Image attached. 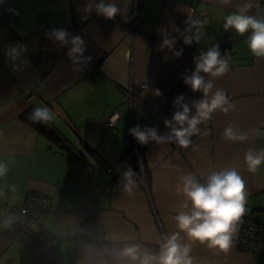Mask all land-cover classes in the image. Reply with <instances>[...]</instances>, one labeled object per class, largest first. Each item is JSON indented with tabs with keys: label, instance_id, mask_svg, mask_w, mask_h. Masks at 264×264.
<instances>
[{
	"label": "crops",
	"instance_id": "crops-1",
	"mask_svg": "<svg viewBox=\"0 0 264 264\" xmlns=\"http://www.w3.org/2000/svg\"><path fill=\"white\" fill-rule=\"evenodd\" d=\"M113 2L124 6L123 0ZM244 2L132 0L126 15L107 20L95 12L83 19L87 0H0V161L8 165L7 175L0 178V202L19 204L31 191L50 198L47 231L58 239V261L66 263L76 256L77 264H128L117 253L132 243L156 251L163 234L177 231L174 217L185 199L181 178L190 172L203 182L210 171L235 168L245 181V211L264 205V164L252 173L244 159L250 148L264 149V58L249 51V33L235 38L239 36L235 31L223 28V18ZM253 4L249 14L260 15V0ZM189 10L202 13L205 22L203 35L191 46L173 32V26L183 32ZM161 27L177 37L175 50L183 48L181 57L157 50ZM54 28L82 36L85 56H92V61L74 65L67 57L71 44L61 47L45 35ZM223 38L225 42L234 38L229 71L220 77L202 75L213 80V91L225 90L234 109L213 113L199 125L208 135L193 136L187 149L171 142L140 145L141 166L137 161L136 187L129 195L119 181L124 169L112 181L108 174L131 147L128 130L140 125L167 134L163 121L178 110L174 99L183 94L191 107L203 96L184 84L182 74L195 68L194 56ZM17 44L27 50H18L13 60L6 50ZM13 65L20 70L14 71ZM155 89L162 95L154 96ZM30 106L47 107L54 116L52 124L66 139L77 146L84 141L99 159L85 154L88 161H78L60 152L18 117ZM117 114L115 124L105 125ZM230 122L248 139L225 140L222 133ZM95 204L92 223L97 240L77 245L74 235L82 213ZM238 234L237 229L227 252L194 243L193 264H264V245L239 250ZM23 249L0 231V264H33L34 258Z\"/></svg>",
	"mask_w": 264,
	"mask_h": 264
},
{
	"label": "clouds",
	"instance_id": "clouds-1",
	"mask_svg": "<svg viewBox=\"0 0 264 264\" xmlns=\"http://www.w3.org/2000/svg\"><path fill=\"white\" fill-rule=\"evenodd\" d=\"M222 4H228L229 0H221ZM123 7L118 6L113 0H87L84 6L86 15L83 19H88L95 12L107 20H114L117 15H126L132 7V0H123ZM253 0H245L243 4L237 6L236 11L226 15L223 20L225 31L231 29L238 35L244 36L249 33L247 47L256 58H264V16L250 15L253 8ZM204 21L194 19L191 10L188 11L186 25L183 32L177 26H173V32L183 37V43L191 46L193 40L199 41L204 33ZM185 33H190L185 35ZM54 39L61 47H67V57L74 65L83 62L89 64L93 57L85 56L87 44L82 36L73 35L65 28H54L45 33ZM160 35L162 41L158 51L164 49L172 52V56L179 58L183 54V48L175 50L177 37L161 27ZM19 51H26L23 44L10 46L6 50V56L13 60L17 58ZM165 62L168 56L163 57ZM195 68L190 75L182 74L183 82L189 86L193 92H202L203 96L199 100L192 102L191 107L184 102L183 94L174 99L173 106L177 107L171 119H164V125L169 129L167 134H158V127L143 128L137 125L128 130L136 141L141 145L150 142L156 144L175 143L180 148L187 149L193 145L192 137L197 135H208L207 131H202L199 125L204 121L212 119L213 113L220 110L228 113L234 109L225 90L216 88L210 77H220L225 75L230 69V57L221 55L220 45L214 44L206 52H201L193 57ZM27 63V61H26ZM14 71L20 69L13 65ZM81 71L82 69H75ZM187 71V70H186ZM154 96H161L162 92L155 89ZM195 109L193 113L192 109ZM118 114L112 117L111 123L115 124ZM30 119L34 123H49L54 119L53 113L47 107H37L33 109ZM3 133L0 132V136ZM223 138L228 141L237 142L248 139L247 133L241 132L233 123H229L223 130ZM245 162L248 171L255 173L261 164H264V149H249L245 153ZM119 181L123 185V190L131 195L136 187V171L125 161L122 166ZM8 173V165L0 161V178ZM181 193L184 201L180 205L179 212L175 215L177 231L171 234H163L158 242L156 251L143 249L140 244H126L117 253L118 259H126L128 264H193L194 258L191 255L194 243L206 245L209 249H218L227 252L232 246L233 235L237 231L238 224L245 214L246 190L245 181L235 168H224L222 170L210 171L206 179L202 182L195 173H187L181 178ZM181 233L184 235L181 236ZM115 239V237H113Z\"/></svg>",
	"mask_w": 264,
	"mask_h": 264
},
{
	"label": "built area",
	"instance_id": "built-area-1",
	"mask_svg": "<svg viewBox=\"0 0 264 264\" xmlns=\"http://www.w3.org/2000/svg\"><path fill=\"white\" fill-rule=\"evenodd\" d=\"M260 16H264V0H260ZM194 19L202 20V13L193 12ZM215 42L214 44H217ZM220 50L227 56L233 51L232 41L218 43ZM112 118L105 121V125H112ZM140 143L133 138L129 152L118 164L122 166L135 154L136 161L141 166ZM109 168L108 174L115 175L118 170ZM141 168V167H140ZM47 195L33 193L25 194L19 204L0 202V231L8 239L21 245L26 255L34 258L33 264H77V257L62 263L58 261V239L47 231V218L52 212L51 201ZM96 204L82 213V219L75 236L77 245L83 242H95L97 232L93 225V214ZM239 234L236 238L237 247L242 251H252L264 245V205L254 212L245 211L238 224Z\"/></svg>",
	"mask_w": 264,
	"mask_h": 264
},
{
	"label": "trees",
	"instance_id": "trees-1",
	"mask_svg": "<svg viewBox=\"0 0 264 264\" xmlns=\"http://www.w3.org/2000/svg\"><path fill=\"white\" fill-rule=\"evenodd\" d=\"M241 38L243 36H238L235 38ZM234 38H232L231 40H233ZM231 40H228V42H231ZM226 39H219L217 42L219 43H223L225 42ZM221 51V50H220ZM194 70V69H193ZM192 70V71H193ZM191 72L188 74L190 75ZM36 107L34 106H30L28 109H26L25 111H23L18 117L21 118L23 121L27 122L28 125L32 126L33 129H36L37 131H39L41 134H43L47 140L51 141L52 144L59 148L60 152H63L65 154H68L70 156H72L75 159L87 162L88 160H86V155L85 154H90L93 157L98 158V154L96 152V150H93V148L91 146H89L87 143H85L84 141L80 140V146H77L75 143H73L72 141H70L69 139H66V137L62 134V132L55 127L54 124H52V122H49L47 124L45 123H34L31 119V113L33 111V109H35ZM129 147L126 150L125 155L129 152ZM99 159V158H98ZM137 160L135 155H132L128 161L130 164H132V168L137 171L138 170V165H137ZM111 175V179L110 181H112V179L115 177L114 175Z\"/></svg>",
	"mask_w": 264,
	"mask_h": 264
}]
</instances>
